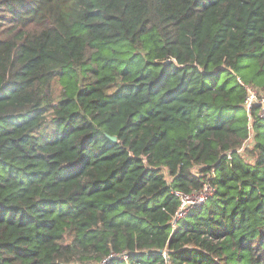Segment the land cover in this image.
<instances>
[{
	"label": "trees",
	"instance_id": "16d2710c",
	"mask_svg": "<svg viewBox=\"0 0 264 264\" xmlns=\"http://www.w3.org/2000/svg\"><path fill=\"white\" fill-rule=\"evenodd\" d=\"M238 78L264 95V0H0V264H264Z\"/></svg>",
	"mask_w": 264,
	"mask_h": 264
},
{
	"label": "built area",
	"instance_id": "2783aa9c",
	"mask_svg": "<svg viewBox=\"0 0 264 264\" xmlns=\"http://www.w3.org/2000/svg\"><path fill=\"white\" fill-rule=\"evenodd\" d=\"M240 83L246 91V99L244 101V106L248 114L250 115L253 108L258 107L260 111V116L264 118V95H261L260 92L252 86L246 85L242 81H240ZM249 128L251 131L253 130L251 125ZM250 137L252 136L250 135ZM248 143H250V140L247 141L245 145ZM238 151H242V149H239ZM229 158L231 157L229 156ZM214 192L215 188L209 181L204 182L202 189L199 191L186 193L180 190H174L173 193L179 198L180 203L172 221L173 227H176L177 223L180 220L184 219L188 215V213L206 203L214 195ZM131 254L133 253L129 251H123L121 253L112 252L101 262L96 264H109L114 259L123 260L126 263H129ZM163 255L164 257H167L166 252H164Z\"/></svg>",
	"mask_w": 264,
	"mask_h": 264
},
{
	"label": "water",
	"instance_id": "95a60500",
	"mask_svg": "<svg viewBox=\"0 0 264 264\" xmlns=\"http://www.w3.org/2000/svg\"><path fill=\"white\" fill-rule=\"evenodd\" d=\"M108 137L112 140V141H118V139H117V137L116 136H110V135H108Z\"/></svg>",
	"mask_w": 264,
	"mask_h": 264
},
{
	"label": "rangeland",
	"instance_id": "374dc122",
	"mask_svg": "<svg viewBox=\"0 0 264 264\" xmlns=\"http://www.w3.org/2000/svg\"><path fill=\"white\" fill-rule=\"evenodd\" d=\"M239 81H242V79L238 78ZM243 82V81H242ZM247 85V84H246ZM258 89V88H257ZM260 90V89H259ZM45 132V131H44ZM248 160L250 161L251 158H248Z\"/></svg>",
	"mask_w": 264,
	"mask_h": 264
}]
</instances>
